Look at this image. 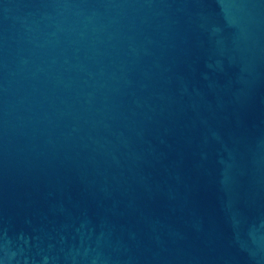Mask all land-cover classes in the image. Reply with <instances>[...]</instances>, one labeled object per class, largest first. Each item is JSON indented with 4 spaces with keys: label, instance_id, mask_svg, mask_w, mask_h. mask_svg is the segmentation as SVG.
<instances>
[{
    "label": "water",
    "instance_id": "1",
    "mask_svg": "<svg viewBox=\"0 0 264 264\" xmlns=\"http://www.w3.org/2000/svg\"><path fill=\"white\" fill-rule=\"evenodd\" d=\"M0 264H264V0H0Z\"/></svg>",
    "mask_w": 264,
    "mask_h": 264
}]
</instances>
